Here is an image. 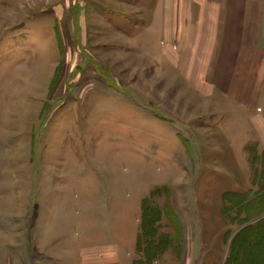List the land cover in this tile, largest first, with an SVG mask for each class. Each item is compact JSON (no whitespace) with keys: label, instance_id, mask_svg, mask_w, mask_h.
<instances>
[{"label":"rangeland","instance_id":"374dc122","mask_svg":"<svg viewBox=\"0 0 264 264\" xmlns=\"http://www.w3.org/2000/svg\"><path fill=\"white\" fill-rule=\"evenodd\" d=\"M224 1L0 0V264H83L133 233L136 264L220 260L243 214L223 190L264 198L246 111L208 77ZM260 236L235 264H264Z\"/></svg>","mask_w":264,"mask_h":264},{"label":"crops","instance_id":"0c3cea01","mask_svg":"<svg viewBox=\"0 0 264 264\" xmlns=\"http://www.w3.org/2000/svg\"><path fill=\"white\" fill-rule=\"evenodd\" d=\"M224 3L222 7L217 6L212 9L216 17L213 18L208 29L210 43L207 53L213 61V66L208 69V77L211 78L213 69L217 70L218 75L224 78L225 89L221 91L216 88L218 92L215 90L211 94L222 93L225 100L232 106L235 108L240 106L241 109L243 108L246 111V119L240 120V125L245 127L239 131L240 138H235L242 144L240 151L246 153L244 158L248 156L246 152L247 145L252 142L255 143L258 156L263 158L264 7L251 6L247 0H225ZM249 185L251 186L250 190L253 186L256 189L259 186V184H253V182L250 184L239 183L230 189L225 188L219 198V201L224 205L235 206L240 209L238 212L243 213L241 219L235 221V225H238L239 229L234 232L229 229L230 233L225 234L224 242L227 245L224 247V254L221 255L222 259L220 257V260L217 261V257L210 256V251H208L207 258H203L202 261L198 262H194L193 258L192 264H235L239 253L241 254V236L247 228L254 231L250 242H248L249 246L253 248L263 244L260 235L264 229V198L256 196L255 193L253 197L246 199L242 204H236L237 199L233 198L234 195H243L244 190H249ZM250 203H254L251 206L254 208L253 210H251ZM252 215H254V219L251 218ZM244 219H248L250 222H243ZM138 238L139 234L133 233L129 237V245L126 247L124 246L125 243L122 244L116 240L114 245L104 247L105 252L95 255L94 260H90L88 255L85 256L83 264H136L138 260L136 255ZM107 250H113V252ZM69 254L71 253L68 252ZM65 259L66 257L63 258L64 262L60 264H69ZM55 261L54 256L43 253V257L38 255L31 264H57ZM175 264L184 263L177 261Z\"/></svg>","mask_w":264,"mask_h":264},{"label":"trees","instance_id":"16d2710c","mask_svg":"<svg viewBox=\"0 0 264 264\" xmlns=\"http://www.w3.org/2000/svg\"><path fill=\"white\" fill-rule=\"evenodd\" d=\"M263 159H264V157H263ZM245 196V197H244ZM226 197H228V196H226ZM247 196L246 195H243V197H242V199H244V198H246ZM247 199V198H246ZM242 204V203H241ZM243 222H246V223H248V222H250L248 219H244V221ZM245 232H244V234L241 236V238H242V241H243V243L244 244H246V243H248V242H250V238L253 236V233H254V231L251 229V228H247L246 230H244ZM258 238V237H257ZM260 243V242H259ZM261 246H263V244L262 245H259V246H255L256 247V253L260 250V248H261ZM255 247H253V248H255ZM238 256V255H237ZM233 258H234V256H233ZM237 261V260H236Z\"/></svg>","mask_w":264,"mask_h":264}]
</instances>
